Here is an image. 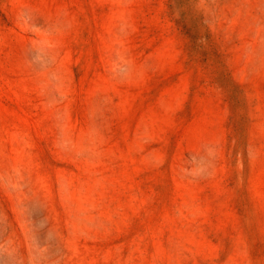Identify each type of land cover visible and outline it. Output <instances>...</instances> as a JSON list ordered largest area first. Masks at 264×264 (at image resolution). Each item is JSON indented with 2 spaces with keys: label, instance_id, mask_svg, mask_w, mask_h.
<instances>
[{
  "label": "rangeland",
  "instance_id": "374dc122",
  "mask_svg": "<svg viewBox=\"0 0 264 264\" xmlns=\"http://www.w3.org/2000/svg\"><path fill=\"white\" fill-rule=\"evenodd\" d=\"M0 264H264V0H0Z\"/></svg>",
  "mask_w": 264,
  "mask_h": 264
}]
</instances>
